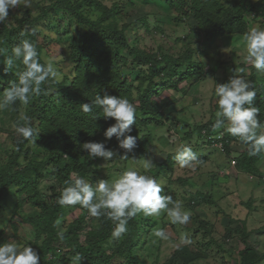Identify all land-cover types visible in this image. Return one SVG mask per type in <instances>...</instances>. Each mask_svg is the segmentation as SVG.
<instances>
[{
  "label": "trees",
  "instance_id": "16d2710c",
  "mask_svg": "<svg viewBox=\"0 0 264 264\" xmlns=\"http://www.w3.org/2000/svg\"><path fill=\"white\" fill-rule=\"evenodd\" d=\"M84 2L100 10L97 19L92 20L83 14L82 3L47 0V4L36 16L33 17L27 10L20 18H15L14 25L8 27L5 22L0 24V49L4 50L0 52V95L10 82L18 80L17 73L23 70L21 60H17L16 66L7 73L3 64L7 56L11 55L12 48L22 39H29L37 45L40 62L45 63L42 58L44 47L37 39V31L35 35H30V30L36 29L38 22L48 19L54 10L62 9L69 12L77 26L84 30L67 48L64 61L74 66L70 81L66 78L62 81L50 79L41 85L40 94L33 96L28 105L17 101L15 105L5 109L11 119L18 118L19 114L31 117L37 135L35 143L22 137L14 139L6 161L0 164V213L5 212L9 202L14 200L13 215L8 225L12 232L17 233L15 216L17 217L18 211L24 207L29 210L21 222L32 230L33 238L28 245L40 255L39 264H71V259L76 253L83 256L81 262L84 264H141L134 257V251L139 246L140 233L150 228L147 223H153L152 219L149 220L143 215L129 220L126 236L119 243L114 242L111 253L105 247L113 239L115 224L106 215L99 217L98 229L86 230L84 218L80 217L72 220L63 233L58 231L56 222L66 214V205L61 206L57 202L63 188L67 186L65 182L76 179L73 173L86 180L95 177L98 173V163L102 159H93L81 145L85 142H97V133H104L111 126L110 122L114 121L105 120L99 108L94 109L93 113H84L80 105L94 100L97 94L103 96L105 92L126 97L131 102L138 103L141 115L139 119H135L132 133L137 132L136 127H160L163 124L156 118L162 117V106L152 99L157 94L156 90H160L159 80L173 82L176 78L191 79L195 70H201V61L197 63L193 60L195 55L197 56V50L191 46L193 33L189 32L176 40L184 45V51L180 55L146 52L144 49L129 46L125 34L128 24L118 28V2H114L111 7L102 6L95 0ZM166 4L176 23L194 18L197 22L196 34H202L209 41L247 33L249 28L246 18H250L252 14L264 20V0L250 6L240 0L239 9L235 12L226 8L219 0H166ZM140 22L148 32V17H144ZM155 30L161 31L159 27H155ZM120 50L127 51L132 60L128 61L122 57ZM204 55L206 56V53ZM126 66L131 73L123 72ZM134 71L137 73L133 79L131 74ZM192 80L194 81L193 78ZM248 81L254 85L253 72L250 73ZM166 85L168 84L164 83L163 86ZM256 90L254 106L259 109L258 119L264 125V85L258 86ZM213 123H206L199 127L198 131L205 128L207 132H212ZM149 134L137 137V146L125 161L133 157L135 160H141L151 154L148 147L151 145ZM188 138H191V134H187L185 139ZM225 139L228 141L225 143V150L229 155V144L234 136L227 135ZM242 144L247 146L248 150L235 158L236 169L246 174L257 173V163L261 160L262 153L250 156L249 146ZM36 150L40 151L39 156L34 155ZM167 163L157 166L164 169L168 167ZM45 173L52 177L55 184H43ZM191 203L195 207L215 204L209 193L194 195ZM198 224L206 234L212 232V226L205 221H198ZM3 232L4 230H0V236ZM234 236L239 237L243 245L242 250L238 252L239 264H260L264 260V253H259L248 243L250 233L245 221L240 226L224 229L225 241ZM60 246H63L64 251L58 252ZM202 250L190 251L187 246L176 248L164 264H192L206 259V253Z\"/></svg>",
  "mask_w": 264,
  "mask_h": 264
},
{
  "label": "rangeland",
  "instance_id": "374dc122",
  "mask_svg": "<svg viewBox=\"0 0 264 264\" xmlns=\"http://www.w3.org/2000/svg\"><path fill=\"white\" fill-rule=\"evenodd\" d=\"M84 1L71 0V3H82L83 14L92 20L97 19L100 16V10L89 6ZM95 1L107 7L118 2L120 17L117 19V26L120 29L124 24L129 25L125 34L130 47L144 49L150 53L158 52L161 55L177 56L184 51V45L176 40L189 32L193 33L191 46L197 50V56L195 55L193 60L197 63L201 61L202 67L201 70L193 72L191 79L176 78L173 82L166 79L159 80L160 90H156L157 94L152 99L162 106V117L156 119L163 125L142 129L136 127L137 132L131 133L135 137H142L150 133L151 145L149 149L151 154L149 156L141 160L126 161L118 156L111 161L101 159L97 166V175L88 180L92 183L99 179L112 181L118 178L124 170L132 168L141 174L157 179L163 193L172 196L174 201H181L182 210L190 213V220L185 225L173 224L166 210H162L159 215L145 216L149 220L152 219L153 223H147L150 228L140 233L139 246L134 251V257L138 263L164 264L176 248L187 246L190 251L195 252L203 249L206 253V259L192 264H239L238 252L243 248L239 237L234 236L229 241H225L223 235L225 228L240 226L244 221L247 230L253 233L248 238V243L259 253H264V181L262 180L264 177V153L257 163V173L250 175L238 173L232 168L226 155H221L217 150L205 147L206 138L199 136L198 131L199 127L215 121V112L218 110L215 84L226 83L233 75H242L248 80L250 73L253 72L255 75L254 90L257 91L258 86L264 85V72L257 71L244 60L247 55L244 42L245 34L224 36L218 41L206 40L202 34H196L197 22L194 18L191 17L182 23H176L170 15L171 11L166 0ZM219 1L234 12L239 9L240 0ZM242 1L246 6H250L259 0ZM46 4L47 0H30V6L25 7L21 0L16 8L9 10L5 24L8 27L14 25L15 18H20L27 10L34 17ZM144 17H148L150 25L148 32L140 22ZM246 21L248 31L253 27L264 29L262 17L252 14L250 18H246ZM155 27H159L161 31L155 30ZM36 31L37 39L44 47L42 58L45 63L51 59L58 72L56 79L62 81L66 78L67 81H70L74 66L64 60L69 43L84 32L83 28L77 26L69 12L56 9L49 14L48 19L38 22ZM120 54L128 61L132 60L127 51L120 50ZM241 68L244 69L243 72L238 71ZM184 70L186 69H182V71ZM123 72L129 74L132 71L126 66ZM136 73L134 71L131 74L133 79ZM164 83L168 85L163 86ZM134 104L137 109L135 119H139L141 115L138 103L135 101ZM262 108L264 113V106ZM21 116L19 114L18 118ZM18 118L11 119L5 109L0 111V164L6 161L7 154L13 147V140L19 137L12 127ZM114 123L115 121H112L110 125ZM226 126L227 122L221 129L225 130ZM187 134H191L190 139H185ZM114 138L106 140L104 133L96 135L97 142H104L109 148L117 150L123 155V150L117 148L118 141ZM180 144L191 147L197 154L198 163L194 168H181L175 159V149ZM234 144L230 145L231 153L240 155L241 152L248 149L247 146L240 147L241 141L238 143L239 146ZM161 153L167 155L163 162H168V167L164 169L157 166L155 161V156ZM39 154V150L34 153L38 156ZM145 160L152 162V166L147 170L143 168ZM43 184L50 186L55 183L52 177L45 173ZM204 193H209L215 204L193 206L191 198L196 194ZM13 206L14 200L9 202L5 212L0 213V230H4L0 236V244L8 240H15L20 244L28 245V242L33 238L32 230L22 223L21 219L26 218L29 210L24 207L18 211L17 217L14 218L17 233H14L8 225L9 219L13 215ZM65 210L66 214L56 222L60 233L65 231L72 220L80 217L84 218L86 230L99 228V218L90 216L88 210L79 204L66 205ZM142 215V213L138 214L139 217ZM198 221H205L206 224L211 225L212 232L207 235L201 226L199 227ZM159 229L165 230L167 239H161L155 235ZM125 236L126 234L120 239H111L105 249L111 253L114 242L119 243ZM185 240L189 242L185 243ZM62 247H58V252L64 251ZM80 264L84 263L80 262ZM260 264H264V260Z\"/></svg>",
  "mask_w": 264,
  "mask_h": 264
},
{
  "label": "clouds",
  "instance_id": "9594fccd",
  "mask_svg": "<svg viewBox=\"0 0 264 264\" xmlns=\"http://www.w3.org/2000/svg\"><path fill=\"white\" fill-rule=\"evenodd\" d=\"M22 2L25 7L30 6V0H22ZM19 3L21 0H0V24L8 19L9 10L16 8ZM35 33V28L30 30V35ZM21 35L23 36L24 33ZM244 42L247 49L245 62L257 71L264 72V29L251 28L245 33ZM3 51L0 49V52ZM17 60H21L24 67L17 73L18 80L10 82L0 95V111L15 105L17 101L28 105L33 96L40 94L41 85L44 82L58 77L53 61L49 59L46 63H41L37 45L29 39H22L12 48L11 55L3 61L6 73L16 66ZM238 71L243 72L244 69L241 68ZM215 95L218 98V110L215 112L213 131L207 132L205 128L199 131V136L206 138L205 147L214 149L210 147L207 137L223 133V140L226 143H228L225 139L227 135L234 136L229 148L232 143H236L234 144L236 146L241 141L249 146L250 156L264 153V125L258 119L259 109L254 106L257 93L252 84L242 75H233L226 83L215 84ZM80 107L84 113H93L94 109L99 108L105 120L115 121L105 130L104 137L106 140L115 137L118 141L117 148L123 150V155L109 148L104 142H85L81 148L93 159L102 158L104 161H111L117 156L120 159H129V154L136 148L138 139L131 135L137 112L135 104L126 97L109 95L105 92L103 96L97 94L94 100L83 103ZM226 122V129H221L225 127ZM12 127L17 136L35 143L37 132L32 126L31 117L22 115ZM243 146L245 145L242 144L240 147ZM148 147L150 148V145ZM175 152V159L181 168H194L198 163L197 154L191 147L180 144ZM218 152L226 155L232 168L238 173H243L236 169L235 158L238 155L233 157L230 155L231 152L227 155L225 149L224 152ZM132 159L135 160L134 157ZM151 166L150 160L143 162L145 170ZM73 175L76 179L65 182L67 186L63 188L58 204L61 206L79 204L87 209L92 217L99 218L106 215L115 224L112 231L113 239L124 236L128 232L129 220L140 213L144 216H154L166 210L173 224L185 225L190 220V213L182 210V202L174 201L172 196L164 194L157 179L132 168L124 170L112 181L99 179L92 183L76 173ZM262 180L264 181L263 178ZM155 235L161 239H167L164 229L157 230ZM83 259L80 253H76L72 257L71 264H80ZM40 260V255L30 245L20 244L15 240L0 244V264H39Z\"/></svg>",
  "mask_w": 264,
  "mask_h": 264
},
{
  "label": "built area",
  "instance_id": "2783aa9c",
  "mask_svg": "<svg viewBox=\"0 0 264 264\" xmlns=\"http://www.w3.org/2000/svg\"><path fill=\"white\" fill-rule=\"evenodd\" d=\"M224 139V135L223 133H218L215 136H210L207 137V141L209 142L210 147L220 151V152H224V143H226V141L223 140ZM264 179V177H263Z\"/></svg>",
  "mask_w": 264,
  "mask_h": 264
},
{
  "label": "water",
  "instance_id": "95a60500",
  "mask_svg": "<svg viewBox=\"0 0 264 264\" xmlns=\"http://www.w3.org/2000/svg\"><path fill=\"white\" fill-rule=\"evenodd\" d=\"M167 155L164 154V153H161V154H157L155 156V161L158 163V164H162L163 161H164V158L166 159Z\"/></svg>",
  "mask_w": 264,
  "mask_h": 264
},
{
  "label": "crops",
  "instance_id": "0c3cea01",
  "mask_svg": "<svg viewBox=\"0 0 264 264\" xmlns=\"http://www.w3.org/2000/svg\"><path fill=\"white\" fill-rule=\"evenodd\" d=\"M240 150H241V149H240ZM243 152H245V151H243ZM243 152H241V153H243ZM233 154H234V153H231L230 155L233 156V157L236 156V155H238V154H236V153H235L234 155H233ZM245 223H246V222H245ZM246 228H247V227H246ZM248 232H249V231H248ZM249 233H250V232H249ZM251 234H253V233L251 232V233H250V236H251ZM250 236H249V238H250Z\"/></svg>",
  "mask_w": 264,
  "mask_h": 264
}]
</instances>
